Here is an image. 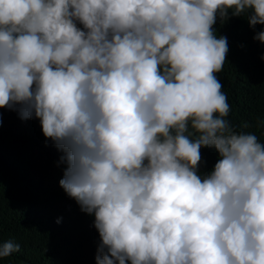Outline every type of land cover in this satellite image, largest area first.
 <instances>
[{"label": "clouds", "instance_id": "1", "mask_svg": "<svg viewBox=\"0 0 264 264\" xmlns=\"http://www.w3.org/2000/svg\"><path fill=\"white\" fill-rule=\"evenodd\" d=\"M228 9L264 24V0H0V108L65 153L97 264H264V76L214 75Z\"/></svg>", "mask_w": 264, "mask_h": 264}, {"label": "trees", "instance_id": "2", "mask_svg": "<svg viewBox=\"0 0 264 264\" xmlns=\"http://www.w3.org/2000/svg\"><path fill=\"white\" fill-rule=\"evenodd\" d=\"M233 11L227 18L217 13L213 25L214 35L226 37L228 45L224 68L214 73L221 83L264 76V42L254 38L264 24L250 26L251 10L239 16ZM18 107L0 108V241L12 240L20 250L0 264H97L102 239L95 216L59 184L65 153L44 136L40 118H22ZM253 108L264 114V101Z\"/></svg>", "mask_w": 264, "mask_h": 264}]
</instances>
